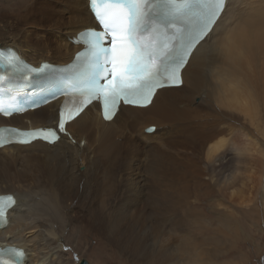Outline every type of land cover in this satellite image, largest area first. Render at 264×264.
Returning a JSON list of instances; mask_svg holds the SVG:
<instances>
[{
  "label": "bare ground",
  "instance_id": "1",
  "mask_svg": "<svg viewBox=\"0 0 264 264\" xmlns=\"http://www.w3.org/2000/svg\"><path fill=\"white\" fill-rule=\"evenodd\" d=\"M1 3L0 48L36 66L68 63L80 48L69 38L96 26L88 0ZM182 81L159 90L147 108L122 107L111 122L88 107L67 126L75 142L63 135L54 144L1 148L0 195L13 194L16 205L0 245L23 248V264H78L65 250L72 244L89 254L91 234L101 243L96 251L108 247L127 263L239 264L217 259L225 245L248 238L240 210L257 209L250 189L259 190L264 209V0H227ZM60 104L0 117V126L55 127ZM220 109L240 112L259 131L260 158L251 157L259 141L243 128L213 129ZM247 153L260 159L249 175L239 171ZM207 198L215 217L199 206Z\"/></svg>",
  "mask_w": 264,
  "mask_h": 264
},
{
  "label": "snow or ice",
  "instance_id": "2",
  "mask_svg": "<svg viewBox=\"0 0 264 264\" xmlns=\"http://www.w3.org/2000/svg\"><path fill=\"white\" fill-rule=\"evenodd\" d=\"M90 2L101 27L81 34L84 48L77 61L85 68L66 81V88L83 98L81 103L60 112L57 129H0V147L12 142L27 144L35 139L56 143L59 133L67 134L66 123L78 117L93 100L102 105L106 120L112 119L121 103L140 107L151 104L158 89L182 83L181 70L196 45L213 30L227 4V0ZM4 59L11 71H25L14 54ZM46 68L28 72H43ZM22 110L0 106V113L5 116ZM5 132L9 135L5 136ZM15 204L13 196L0 197V225L7 223V210ZM24 259L23 250L0 249V264H23Z\"/></svg>",
  "mask_w": 264,
  "mask_h": 264
},
{
  "label": "rangeland",
  "instance_id": "3",
  "mask_svg": "<svg viewBox=\"0 0 264 264\" xmlns=\"http://www.w3.org/2000/svg\"><path fill=\"white\" fill-rule=\"evenodd\" d=\"M4 2H5V0H2L1 4H5ZM12 13H17V12L12 11ZM218 112H219V114L218 113L216 114V120H215L216 125L213 127L214 130L222 129L226 133H228L231 130L243 128L245 133L248 132V134H247L248 138H249L248 135H250L251 139L253 138V140H255L256 142L259 141V143L257 142V145L259 144V146L257 148L254 147V152L251 153L253 155L247 153V154H249V156L247 155V160L246 161L244 160V162L246 164L241 163L243 165L242 169H241L242 165H239L240 166V170H239L240 173L244 172V173L249 175V173L251 171L258 168L260 165V159H259L260 158V156H259L260 155V133L254 127L253 124L245 121L243 114H241L240 112L235 110L234 112H236V114H233V113H229L228 111H225L222 109H220ZM220 116H222L223 119ZM239 126H242V127H239ZM170 127L171 126H169L167 128L170 129ZM177 151H179V150L175 149V152H177ZM255 151H256V154H255ZM258 151H259V153H258ZM177 154H178V152H177ZM180 154H181L180 156H186V155H184V153L182 151ZM250 155H251V157L254 156V158L256 156H259V158L258 157L256 158L259 163H257L256 159H255V161H256L255 162L254 158L251 160ZM249 157H250V159H248ZM200 165H204V163L202 162ZM205 188L206 187H204L203 190H206ZM244 188H246V186ZM251 190H252V192H251ZM258 192H259V190H257V192H255V189H253V188L250 189V193H252L251 196H253L254 201L250 202L249 205L250 206H257V209L250 210L251 207H248L247 212L242 210V209L240 210V212H241L240 215L243 216V218L241 219V222H240L241 225L243 223V225L240 226L242 229V230H240V232H241L242 236L248 235V238L245 240L241 239L239 241L238 245L236 247H233V248L229 245H225L226 248L222 252H226V253H223L222 254L223 256L220 255L218 257L217 260L219 262L223 263V262H229V261L232 262L233 261V262H238L239 264H264V209H263V203H262V200L260 197V192L259 193ZM219 196L220 195H218V194H216V195L214 193L211 194L212 200H216L217 198L221 197V196L220 197ZM203 200H204V198H203ZM209 202H210V199L207 198L199 206H202L205 209L209 218L215 217L216 213H213V211L209 208V205H208ZM118 206H120V205H118ZM118 206L116 205V207H118ZM136 208L137 207H134L130 211L134 212L136 210ZM230 209H234V207H231ZM224 227H225V224H224ZM91 236H92L91 234H87L86 240L84 242L85 251H86V249L89 251V254H87V255L79 253L75 249V247H73L72 244H69L68 247L66 248L65 251L67 253H69L70 256L72 257V259H74L77 263L79 260H81V258L82 259L84 258V259H87L91 264H134L133 262L130 263L128 261V263H127V261H123L121 255L117 254L116 251L112 252L111 249L108 247L102 251V254H101V250L97 249V251H96V247L98 248L101 245V243L98 242V239H96V240L92 239ZM93 247H94V249H92L90 251V249ZM226 250H228V251H226ZM77 253H78V256H77ZM77 257H78V259H76ZM185 258H186L185 255H180L178 257V259L180 261H182V259L185 260Z\"/></svg>",
  "mask_w": 264,
  "mask_h": 264
},
{
  "label": "water",
  "instance_id": "4",
  "mask_svg": "<svg viewBox=\"0 0 264 264\" xmlns=\"http://www.w3.org/2000/svg\"><path fill=\"white\" fill-rule=\"evenodd\" d=\"M78 264H90V262L87 259H81Z\"/></svg>",
  "mask_w": 264,
  "mask_h": 264
}]
</instances>
